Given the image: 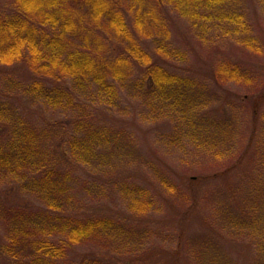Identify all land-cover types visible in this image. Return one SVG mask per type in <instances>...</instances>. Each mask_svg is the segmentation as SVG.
<instances>
[{
	"label": "rangeland",
	"instance_id": "obj_1",
	"mask_svg": "<svg viewBox=\"0 0 264 264\" xmlns=\"http://www.w3.org/2000/svg\"><path fill=\"white\" fill-rule=\"evenodd\" d=\"M119 2L126 11L124 0ZM131 2L137 3L138 15L153 13L160 20V35L153 32L150 39L140 35L154 62L200 85L198 89L193 85L188 96L202 92L196 103L202 99L205 104L194 108V119L205 121L201 134L184 136L170 118H160V103L145 96L150 83L142 86L141 93L133 86L144 80L142 71L135 70L123 84L115 85L112 104L83 97L81 105L87 103L89 110L83 114L48 108L40 93L29 89L36 81L47 85L54 78L32 72L23 60L0 65L1 146L11 139V121L17 118L45 132L53 148L67 141L78 120L91 119L115 133L117 153L106 155L104 150L99 160L103 166L71 163L76 167L71 182L77 198L74 206L82 208L78 215L112 221L103 237L70 247L65 263L264 264V0H231L195 12L175 9L165 0H148L141 7L139 1ZM17 10L11 0H0V16H12ZM130 16L127 12V28L135 36ZM98 26L93 28L98 41L88 42L93 51L109 58L122 53L123 44ZM153 39L164 40L167 49L181 56L175 60L156 53ZM226 63L236 78L222 73ZM179 90L172 91L187 96ZM160 176L171 192L161 187ZM129 181L144 189L148 202H132L121 192V183ZM17 191L8 181L0 184V264H10L11 253L19 254L21 246L14 248L10 235L18 222L15 216L33 200ZM129 228L149 232L138 246L119 242L117 237H129ZM255 229L260 233L254 235Z\"/></svg>",
	"mask_w": 264,
	"mask_h": 264
},
{
	"label": "trees",
	"instance_id": "obj_2",
	"mask_svg": "<svg viewBox=\"0 0 264 264\" xmlns=\"http://www.w3.org/2000/svg\"><path fill=\"white\" fill-rule=\"evenodd\" d=\"M11 1L18 10L12 16H0V65L11 66L26 60L32 72L54 78L55 81H49L47 83L50 84L47 85L45 81H36L29 89L40 93V100L48 108L62 112L89 113L87 103L81 105L83 97L86 100L96 98L112 104V98L116 97L115 85L123 84V80L128 75L132 76L135 70L142 71L144 80L139 79L133 86H138L141 93L142 86L150 83L147 87L149 92L145 96L154 99L157 105L160 103V118H170L168 121L172 122L173 128L184 136L196 138L201 134L205 121L198 117V121L194 119V108L199 110L205 104L202 99L200 104L196 103V97L202 92H197L193 97L188 96V90L198 89L200 85L196 86L191 81L193 79L170 73L158 66L140 42L143 40L140 35L150 39L153 32H160V35L163 31L162 27L159 28L160 20L153 13L145 12L143 17L142 14L138 15L137 3H130V0L122 2L126 11L119 6L121 2L117 3V0ZM137 1L140 7L149 4L148 0ZM229 1L231 0H165V4L175 9L195 12L199 8L223 5ZM127 12L134 20L135 36L127 28ZM98 25L104 26L113 40L123 44L122 53L109 58L93 51L88 42L98 41L93 37V31H96L94 29ZM76 41L83 44L77 45ZM151 43L156 53L175 60L181 56L173 49H167L164 40L157 42L153 39ZM227 68L228 63L223 64L222 73L228 78H236L233 73H228ZM216 77L228 80L221 74H216ZM61 81L63 85L60 84ZM69 83L72 84L71 90L68 88ZM174 89L184 90L187 96L179 97L172 91ZM90 120L75 121L74 133L66 142L61 140L63 144L56 148H53V144H47V134L29 121L18 118L11 121V139L5 145L0 144V184L8 181L16 186L17 192L21 195L24 192L33 200L15 216L18 222L10 235V243L14 248L18 244L21 247L18 255L11 253L10 264H70L65 263L64 259L70 247L103 237L108 231L111 219L80 216L79 209L82 208L74 206L77 198L72 181L76 167H72L71 163L82 162L83 167L103 166V160H99L104 158V150L106 155L117 153L115 133ZM59 146L63 148L60 152ZM218 147H221L219 143ZM159 184L166 192L172 191L165 177L160 176ZM120 187L121 192L132 202L137 199L148 202L150 198L144 196L141 186L130 181L121 183ZM148 206L140 212L145 211ZM261 220L264 224L263 217ZM230 226L236 228L234 223ZM128 230L127 239L122 238V235L116 239L136 246L140 245L149 232H137L134 228ZM253 233L256 235L255 233L260 232L255 229ZM261 233V237H264V231Z\"/></svg>",
	"mask_w": 264,
	"mask_h": 264
}]
</instances>
